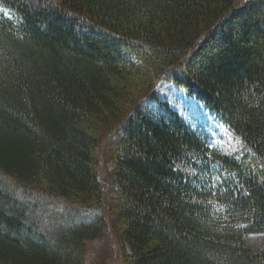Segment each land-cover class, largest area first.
<instances>
[{
	"label": "trees",
	"instance_id": "obj_1",
	"mask_svg": "<svg viewBox=\"0 0 264 264\" xmlns=\"http://www.w3.org/2000/svg\"><path fill=\"white\" fill-rule=\"evenodd\" d=\"M239 140L210 146L158 93ZM264 0H0V264H264Z\"/></svg>",
	"mask_w": 264,
	"mask_h": 264
},
{
	"label": "rangeland",
	"instance_id": "obj_2",
	"mask_svg": "<svg viewBox=\"0 0 264 264\" xmlns=\"http://www.w3.org/2000/svg\"><path fill=\"white\" fill-rule=\"evenodd\" d=\"M157 91L181 116L192 123V127L200 126L208 131L211 136V147L225 154L240 148L238 139L226 127L216 122L213 115L200 103L194 99H189L184 89L162 81L159 83ZM109 239L110 235L104 233L98 244L93 243L91 245V248L97 253L98 264H118L115 260V248L110 246ZM243 239L252 247H264V232L250 233L245 235Z\"/></svg>",
	"mask_w": 264,
	"mask_h": 264
}]
</instances>
